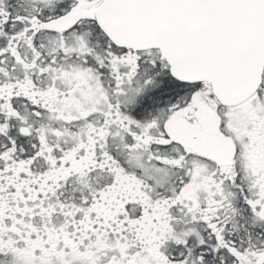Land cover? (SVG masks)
<instances>
[{
  "label": "snow or ice",
  "instance_id": "snow-or-ice-1",
  "mask_svg": "<svg viewBox=\"0 0 264 264\" xmlns=\"http://www.w3.org/2000/svg\"><path fill=\"white\" fill-rule=\"evenodd\" d=\"M0 264H264V0H0Z\"/></svg>",
  "mask_w": 264,
  "mask_h": 264
}]
</instances>
